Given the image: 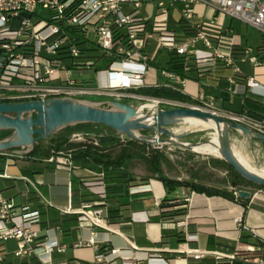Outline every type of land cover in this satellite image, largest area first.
I'll list each match as a JSON object with an SVG mask.
<instances>
[{
  "label": "built area",
  "instance_id": "obj_1",
  "mask_svg": "<svg viewBox=\"0 0 264 264\" xmlns=\"http://www.w3.org/2000/svg\"><path fill=\"white\" fill-rule=\"evenodd\" d=\"M150 4L155 8L152 14L147 11ZM198 5L210 8L213 14L200 15ZM197 16H201L200 20ZM227 19L242 22L264 35V0H0V103L58 97L88 102L90 96L143 98L124 92L148 85L150 72L164 56L171 65L172 55L185 58L184 73L172 67L159 70L154 84L160 74L162 86L183 93L185 73L191 66L203 74L231 68L236 76L230 80L244 82L240 88L264 92V85L255 76L240 78L243 70L239 61L255 68L262 61L250 48L243 50L240 59L236 58L235 50L241 40L227 25ZM180 24L193 28L195 33L187 34ZM79 40L92 42L102 57L83 58ZM64 52L70 55L69 60L62 58ZM103 60L108 66L97 70L96 65ZM75 70L95 71L96 75L90 84L72 77L63 79V72ZM145 99L151 103L143 105L152 108L193 107L221 114L208 99L201 104L167 97ZM224 116L264 134V122L250 121L232 112ZM86 137L80 133L72 136L75 140ZM121 141L127 140L122 137ZM152 148L163 149L165 145L157 143ZM172 148L168 145L170 151ZM47 160L58 167L72 165L62 153H53ZM80 177L86 184L102 183V199L85 202L78 209L69 205L62 211L77 213L79 223L90 228V238L80 245L95 247L93 264H264V239L250 237L230 248H193L191 242L196 236L186 230L187 221L178 222L185 227V235L177 248H139L111 221L106 200L111 189L105 169L81 170ZM236 195L239 197V191ZM40 222V210L17 206L13 199L2 195L0 188V263L7 254L4 242L9 239L19 241L16 255H34L41 264H51L53 251L66 249L52 234L53 229L40 234ZM98 234L102 235L101 240L96 239ZM111 234L123 237L126 246L110 245Z\"/></svg>",
  "mask_w": 264,
  "mask_h": 264
},
{
  "label": "crops",
  "instance_id": "obj_2",
  "mask_svg": "<svg viewBox=\"0 0 264 264\" xmlns=\"http://www.w3.org/2000/svg\"><path fill=\"white\" fill-rule=\"evenodd\" d=\"M197 11L200 12V15L207 14V16H210L213 14L210 8L202 5L197 6ZM200 18L201 16H197L198 20ZM234 21L238 24L242 23L234 19L225 20L227 25L241 35V44L235 50L236 58L240 59L243 50L250 48L251 53L257 55L262 61V65L256 68L249 62L239 61L243 70V75L240 78L255 76L264 85V38L254 28L253 37L246 32H238L233 26ZM155 68L147 78L148 85L124 92L125 94L135 93L143 98L130 96H121L120 98L103 97L124 101L137 108L138 104L147 101L145 98L159 97L139 92L141 88L162 86L163 78L160 77V74L157 78V84H154L156 74L159 70L171 68V65L166 63V56H164ZM78 71L80 73L84 72ZM71 73L63 72V79L72 77L90 84L88 82H92V78H94L92 73L87 78H84L83 75L71 76L69 75ZM185 76L184 92H177L189 97L192 101L190 103L201 104L208 99L223 115L232 112L244 115L250 121L264 122V92L262 90H252L250 87L244 90L240 88L241 84H244L243 80H237L236 82L230 80V78L236 76L233 69L226 68L221 69L219 72L203 74L199 73L195 66H191L186 71ZM94 97L90 102L100 105V102L97 101L100 96ZM136 102L139 103L136 104ZM165 109L170 108L166 107ZM184 123H189V121L184 120L173 125L171 129L176 134H182L181 138L186 142L208 141L206 138L210 137L209 135H216L211 123L205 122L207 123L205 124L207 130H186L183 126ZM74 125L72 124V126ZM82 127L85 130L89 126ZM251 130L253 134L257 133L255 130ZM76 133H87L81 130H75L72 133L70 142L76 144L77 147L83 143L97 145L95 143L97 140L88 134L85 140L73 139L72 136ZM103 133L109 134L110 130L107 128V131ZM191 135L193 137L198 136L199 139L194 140L186 137ZM231 140L236 154L239 152L245 153L251 156L257 166L264 167V140L237 129L231 130ZM172 146L188 152L191 151V149H186L180 145ZM77 147L56 150L47 138L36 142L33 146L21 147L2 153L5 156V163L0 160V175L4 173L8 175L0 176L2 195L8 199H13L17 206L29 205L32 209L40 210L41 222L38 224L40 234L44 235L47 230L53 229L52 234H55L61 245L66 246L63 251H53L51 264H93L95 247L80 245L81 242L90 238V228L79 223L77 213L62 211L69 205L73 209H78L85 202L97 203L102 199L104 192V186L100 182L89 184L82 182L81 170H97V168L94 167L91 161L85 163L72 157ZM114 150V147L108 148V151L112 152L111 154L114 156L120 153V149L116 150V153ZM168 150V145L160 150L166 158H168ZM16 151H21V153ZM53 153H62L67 156L72 165L67 164L58 167L50 163L47 159ZM10 154H14V156H10ZM221 158L214 160V164H225L223 163L224 159ZM139 159L134 157L119 166L118 169L112 170L109 167L112 172H106L107 184L111 189L106 198L111 221L117 224L116 226L125 236L132 237L139 248L152 249L163 245L172 249L177 248L185 235V227L178 225V222L182 221H187L186 230L196 236L191 242V246L202 250L230 248L239 241H247L250 237L264 239V197L257 196L251 191V196L248 198L237 197L235 191L237 189L234 190L231 187L223 189L224 192L229 193V196L214 192L193 191L185 186H179L169 191L156 173L143 176L131 170V164L134 161H139ZM75 167H79L81 170H77ZM161 168L163 170V164ZM26 171L31 172L27 173ZM126 173L134 178L129 187H127L128 182L125 181L127 178L123 177ZM168 177L184 180L179 175ZM192 180L204 184L198 176H194ZM240 190L242 189L239 188L238 191ZM163 204H172L173 206L165 207ZM110 237V245L116 247L126 246L123 237L117 234H111ZM173 238L176 239L178 244L173 245ZM96 239L101 240L102 235L98 234ZM18 246V240H6L3 248L7 254L0 264H41L34 255H16Z\"/></svg>",
  "mask_w": 264,
  "mask_h": 264
},
{
  "label": "water",
  "instance_id": "obj_3",
  "mask_svg": "<svg viewBox=\"0 0 264 264\" xmlns=\"http://www.w3.org/2000/svg\"><path fill=\"white\" fill-rule=\"evenodd\" d=\"M112 109L99 107L94 102L58 97L49 101H23L17 103H0V130H13V135L0 141V153L14 147H30L38 140L50 137L58 129L77 123H97L110 127L130 139L149 145H180L195 150L196 147L210 143L218 145L219 155L246 180L264 186V175L248 168L233 149L231 130L237 129L250 136L264 140V134L252 133L251 128L237 123L217 113L193 107L165 109L132 104L114 100ZM147 110V111H146ZM143 111V112H142ZM36 113V116H34ZM28 114V116H25ZM189 118H197L212 124L218 144L213 139L203 142H186L182 134H176L171 127ZM141 130L152 133L141 134ZM166 136V138H163ZM21 153V151H16ZM240 197H250L251 192L239 191Z\"/></svg>",
  "mask_w": 264,
  "mask_h": 264
},
{
  "label": "trees",
  "instance_id": "obj_4",
  "mask_svg": "<svg viewBox=\"0 0 264 264\" xmlns=\"http://www.w3.org/2000/svg\"><path fill=\"white\" fill-rule=\"evenodd\" d=\"M180 29L185 31L187 34H194L195 30L193 28H190L187 25H181ZM264 38V35H262ZM78 44L81 46V48L84 50L83 58H96L100 59L102 56L100 49L95 46L92 42H88L86 40H79ZM65 55L62 56V58H65L69 60L70 55L66 54L67 52H64ZM171 67L172 69L184 73L185 70V58L183 56H176L172 55L170 59ZM108 66L105 60L99 62L96 65V69L99 70L103 67ZM139 92L146 94V95H152V96H159V97H169L174 99H179L185 102H192L189 97H187L184 94H181L177 92L176 90L165 87V86H158V87H148V88H141L139 89ZM97 101L100 102V105H98L101 108L105 109H112L114 106L112 102L114 99L111 98H105L103 96H100L97 98ZM26 116L28 114H25ZM97 125H103V124H97V123H77L74 126L67 125L65 127H62L58 129L55 133H53L48 139L50 140L52 146L54 149L59 150L61 148L65 149H71L74 147H77L76 144H72L70 142V137L72 133L75 130H81L85 131L88 135L93 136L97 141L98 144H88L83 143L80 144L79 147L75 148L73 153V158L82 161V162H89L91 161L94 164L95 168L103 167L106 172H112V170L118 169L119 166H122L126 162H128L130 159L134 157H138L140 159H145L150 167L152 168L153 172L156 173L159 177V179L163 182L167 190H173L176 187L179 186H185L193 191L198 192H206V193H220L225 194L229 196L228 192H224L221 190L213 189L212 187H208L204 184H200L195 181H188V180H177L170 178L168 176H165L163 174V170L161 168L162 163L167 159L165 154L160 151V149H154L149 144L141 141H136L133 139H130L126 134H120L118 131L105 126L110 130L109 134H105L99 129L92 128L91 126H97ZM82 126H89L86 127L84 130V127ZM13 130H0V141H4L9 139L13 135ZM141 134H149L151 133L148 130H141ZM124 136L126 138V142H122L121 136ZM165 138V136H163ZM109 147H120V153L117 155L111 154L112 152L108 151ZM17 148L21 147H14L7 150H4L0 153V160L5 163V156H3L2 153H6L9 151H13ZM163 161V162H162ZM223 163L227 164L229 166V169L232 171L234 178L230 182L232 186L237 188L240 185L243 184H250L253 186H256L262 190H264V186L256 185L245 178H243L241 175H239L235 169L226 161L223 160ZM109 167L112 168L109 169ZM107 175V174H106ZM123 177H126L125 180L128 182L127 187L130 186V182L134 180L133 177L130 176V174L126 173ZM165 207H171L172 204H163Z\"/></svg>",
  "mask_w": 264,
  "mask_h": 264
},
{
  "label": "rangeland",
  "instance_id": "obj_5",
  "mask_svg": "<svg viewBox=\"0 0 264 264\" xmlns=\"http://www.w3.org/2000/svg\"><path fill=\"white\" fill-rule=\"evenodd\" d=\"M155 8L154 5L150 4L147 6V11L152 14L154 12ZM175 17L178 18V13L176 12ZM233 26H235L236 30L238 32L244 33L246 32L248 35H250L251 37H253V34L255 33L253 27L248 26L246 24L243 23H236L235 21L233 22ZM238 37L240 38L241 35L238 34ZM82 72V71H81ZM92 76L94 77L96 75L95 71L91 72ZM88 74V75H87ZM71 76H80L83 75L84 78H87L90 73L87 72H82L80 73L79 71L75 70L72 71L71 74H69ZM92 80H94L92 78ZM89 98H91L90 100H92L93 98H95L94 96H90ZM139 102H136V104H138ZM146 103H151L149 101H146L145 103L142 104H138V107H141L143 104ZM147 111V110H146ZM143 112V111H142ZM183 126L185 127L186 130H207L205 129L206 125L205 123L201 124V125H190L189 123H184ZM92 128L95 129H99L102 132H106L107 128L104 125H97V126H93ZM210 137H207L206 139L211 140L213 138V136H215L214 134L209 135ZM189 139H194L197 140L199 139L198 136L193 137L191 136H186ZM152 147V145H150ZM121 150V148H118ZM117 148H115L114 152L116 153V150H118ZM164 149V148H163ZM173 150H168L169 152L167 153L168 158L166 159L168 162H163V174L165 176H174V175H179L182 178H184V180H188L191 181L193 179L194 176H198L201 180V182H203L204 184H206L207 186H211L217 190H221L223 191V189H227V188H232V189H237L235 191H238L239 188L246 189L247 191H251L253 194L257 195V196H261L264 197V190L250 185V184H243L238 186L237 188H235L234 186L231 185V181L234 178V175L232 173V171L229 169V166L227 164H220V165H216L214 164V160H219L221 158L220 155L216 154V153H210V152H200V151H196V150H191V151H186V150H182L179 148H172ZM188 149V148H186ZM161 150V149H160ZM239 154H242L247 161L254 167V169L256 170V172L258 173H264V167H260L257 166L251 156L246 155L245 153H241L239 152ZM222 159V158H221ZM165 160V161H166ZM34 164V163H32ZM131 170L136 172V173H140L143 176H148L151 175L153 172L152 168L150 167V165L148 164V162L145 159H139V161H134L131 164ZM27 173H30L31 171H26ZM240 197V196H239ZM178 244L176 239L173 238V245Z\"/></svg>",
  "mask_w": 264,
  "mask_h": 264
},
{
  "label": "bare ground",
  "instance_id": "obj_6",
  "mask_svg": "<svg viewBox=\"0 0 264 264\" xmlns=\"http://www.w3.org/2000/svg\"><path fill=\"white\" fill-rule=\"evenodd\" d=\"M189 121V123L191 125H201L203 123H205L204 121L200 120V119H197V118H189L187 119ZM208 123V122H207ZM205 123V124H207ZM211 123V122H210ZM213 141L218 144V138L217 136H213ZM197 151H200V152H210V153H216L219 155V148H218V145H213V144H210V143H204L198 147H196ZM239 159L248 167L250 168L251 170H254V167L247 161V159L242 155V154H237ZM264 175V173H261Z\"/></svg>",
  "mask_w": 264,
  "mask_h": 264
},
{
  "label": "flooded vegetation",
  "instance_id": "obj_7",
  "mask_svg": "<svg viewBox=\"0 0 264 264\" xmlns=\"http://www.w3.org/2000/svg\"><path fill=\"white\" fill-rule=\"evenodd\" d=\"M122 102H124V101H122ZM25 116H26V115H25ZM27 116H28V115H27ZM34 116H36V113H34ZM44 140H45V139H44ZM40 141H43V140H38L37 142H40ZM35 143H36V142H35ZM35 143H34V144H35ZM34 144H33V145H34ZM33 145H32V146H33Z\"/></svg>",
  "mask_w": 264,
  "mask_h": 264
}]
</instances>
